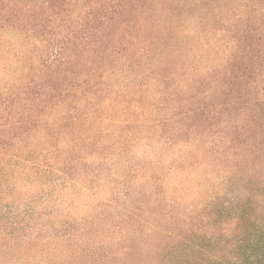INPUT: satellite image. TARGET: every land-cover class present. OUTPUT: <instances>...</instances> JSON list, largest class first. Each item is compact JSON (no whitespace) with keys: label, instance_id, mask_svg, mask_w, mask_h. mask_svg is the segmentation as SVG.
I'll use <instances>...</instances> for the list:
<instances>
[{"label":"trees","instance_id":"obj_1","mask_svg":"<svg viewBox=\"0 0 264 264\" xmlns=\"http://www.w3.org/2000/svg\"><path fill=\"white\" fill-rule=\"evenodd\" d=\"M19 15L0 35V201L41 202L1 205L0 264H264V0ZM21 173L56 198L63 178L104 182L71 220Z\"/></svg>","mask_w":264,"mask_h":264},{"label":"rangeland","instance_id":"obj_2","mask_svg":"<svg viewBox=\"0 0 264 264\" xmlns=\"http://www.w3.org/2000/svg\"><path fill=\"white\" fill-rule=\"evenodd\" d=\"M96 2L97 0H0V22L4 25L3 28H5L0 35L3 36V39L11 40L20 35V33L14 31L15 25H18L20 22V20H18L20 18V11L28 12L27 18H29V21L40 22L45 26L50 25L51 28H53V25H58L59 22H70L71 19L74 18V15L88 10V7ZM48 5H50V7ZM7 15L8 21H4L2 17ZM188 27L189 26L186 28L188 29ZM201 50L202 49H196L188 53L190 60L200 64V55H203ZM195 59H198L199 62L195 61ZM107 166L111 167L109 165ZM12 167L13 165H10L9 169ZM7 178L12 181L13 187H16L17 191L22 195H34L37 191L48 195L53 193L55 187L44 179L40 180L36 187L31 186L27 174L25 173H21L19 178L11 177V175L8 174ZM103 182V179L100 178L92 179L82 176L77 177L76 181H69L63 178L60 182V187L62 189L59 192V197L56 198L54 194H52V200L48 202L46 207L44 205V209L48 211L50 208H55L58 210V213L64 215L65 219L72 220L78 219L81 216L85 217L87 211L84 205L95 197L99 189L102 188ZM40 202L41 201L35 199H30V197L25 199L18 197L14 200L3 197L0 201V207L2 204H5V207L10 208L12 213H16L24 206L37 207ZM40 234L44 236V239L40 238L35 245L41 247V245H46V242L51 243V240L46 238L45 233L41 232ZM51 244L53 245V243Z\"/></svg>","mask_w":264,"mask_h":264}]
</instances>
